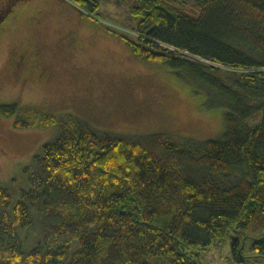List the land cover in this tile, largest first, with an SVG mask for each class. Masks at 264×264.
Listing matches in <instances>:
<instances>
[{
  "label": "trees",
  "instance_id": "obj_1",
  "mask_svg": "<svg viewBox=\"0 0 264 264\" xmlns=\"http://www.w3.org/2000/svg\"><path fill=\"white\" fill-rule=\"evenodd\" d=\"M135 1L133 53L225 110L224 134L122 136L0 106L18 129L61 131L0 186V264H198L188 249L232 227L259 233L251 249L264 259V0Z\"/></svg>",
  "mask_w": 264,
  "mask_h": 264
},
{
  "label": "rangeland",
  "instance_id": "obj_2",
  "mask_svg": "<svg viewBox=\"0 0 264 264\" xmlns=\"http://www.w3.org/2000/svg\"><path fill=\"white\" fill-rule=\"evenodd\" d=\"M99 2L92 11L72 0H0V106L71 115L122 136L221 138L225 110L209 108L207 96L174 70L131 50L126 38L136 40V1ZM15 120L0 113V186L61 133L57 126L18 129ZM257 236L232 227L218 243L188 254L198 264H264L251 249Z\"/></svg>",
  "mask_w": 264,
  "mask_h": 264
},
{
  "label": "crops",
  "instance_id": "obj_3",
  "mask_svg": "<svg viewBox=\"0 0 264 264\" xmlns=\"http://www.w3.org/2000/svg\"><path fill=\"white\" fill-rule=\"evenodd\" d=\"M76 9V8H75ZM77 10V9H76Z\"/></svg>",
  "mask_w": 264,
  "mask_h": 264
}]
</instances>
